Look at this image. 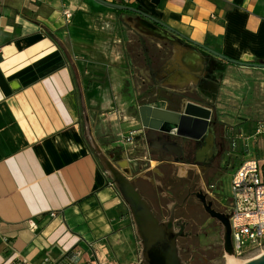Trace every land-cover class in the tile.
I'll return each instance as SVG.
<instances>
[{"label": "crops", "instance_id": "1", "mask_svg": "<svg viewBox=\"0 0 264 264\" xmlns=\"http://www.w3.org/2000/svg\"><path fill=\"white\" fill-rule=\"evenodd\" d=\"M106 1L135 7L191 40H208L226 58L264 63V0ZM103 6L96 0H0V264L57 262L89 245L97 262L117 264L111 243L120 236L122 198L92 140L166 220L185 187L173 191V185L194 166L149 152L138 137L145 132L140 106L177 112L193 102L210 109L204 136L210 132L213 144L196 159L201 162L214 155L223 131L226 137L228 130L245 131L238 137L264 120V67L230 63L125 10L116 16L117 29L95 37L89 29L80 39L78 25L86 16L89 24L91 12ZM65 10L74 14L70 27ZM78 42L82 51L88 43L84 61L101 68L88 81L83 62L65 52ZM247 122L252 130L244 129ZM130 131L137 134L125 142Z\"/></svg>", "mask_w": 264, "mask_h": 264}, {"label": "water", "instance_id": "2", "mask_svg": "<svg viewBox=\"0 0 264 264\" xmlns=\"http://www.w3.org/2000/svg\"><path fill=\"white\" fill-rule=\"evenodd\" d=\"M108 7L117 10L130 11L148 18L155 24L160 25L168 31H171L179 37L185 39L192 45L206 50L208 53L215 55L226 61L243 66L264 67V63H253L245 61H236L221 55L218 51L197 41L191 40L184 35L178 33L170 26L155 19L139 9L109 2L106 0H96ZM139 115L142 127L146 130L143 133L145 140L150 143L149 152L160 151L164 154H175L180 156L182 153V145L175 140L167 139V135H176L188 137L192 139H200L208 132V126L211 117L210 109L187 102L180 111H170L167 109L142 105L139 107ZM92 146L98 156L99 161L103 165L105 171L111 177L112 183L117 188L122 200L129 208L132 221L135 226L136 235L141 245L140 263L141 264H185L180 256L177 239L182 236V231H175L173 228V210L168 219L159 220L149 203L139 191L135 188L130 178L125 172L113 163L107 157L99 146L92 140ZM200 200L205 204L204 195H198ZM173 207V205H172ZM205 210L208 214L218 220L223 231V250L227 255L233 254V246L231 240V227L229 214L211 209L205 204ZM244 264H264V253L250 259Z\"/></svg>", "mask_w": 264, "mask_h": 264}, {"label": "rangeland", "instance_id": "3", "mask_svg": "<svg viewBox=\"0 0 264 264\" xmlns=\"http://www.w3.org/2000/svg\"><path fill=\"white\" fill-rule=\"evenodd\" d=\"M123 14L125 13L116 15L114 9L105 6L100 10L92 11V19L90 23L88 24L86 16V18L84 17L83 19L85 24L78 25L84 30V32L79 34L80 39L88 38L89 29L91 30L93 37H95L97 33H103L105 31L109 32L113 29H117L118 24L116 23V16L121 17ZM73 17L74 14L69 18V27ZM67 38L69 39L68 35ZM99 43L103 42L100 41ZM83 44V50L85 51V47L88 43L84 42ZM79 46L80 43L78 42V46L75 50L72 51L68 48L65 52L67 58H70L71 55L72 57L77 56L79 59L75 60L76 63L79 64V62H83L80 69L86 71L87 74L83 77L85 81H88L90 75L99 73L101 68L87 64L83 59L85 56L83 54L84 51L79 50ZM94 52L98 53V51ZM100 56L102 57V54ZM82 105V99L80 97L78 106L81 117L83 116ZM229 120L230 119L227 121L228 123L230 122ZM253 127V122H247L244 129L252 130ZM240 132L244 133L245 131L228 130L229 135L227 134V140L224 142L223 149L221 148L220 150V146L217 144L216 154L212 156L214 159V161H212L214 168H210V164L206 165L200 163V165L198 164L195 166L194 164H191L192 161H184L185 164L188 163L195 166L192 168L193 170H189V178H198L200 180L199 183L206 190L207 188L204 186L205 183L214 184V191H210V194L217 198L219 203L217 205L220 210L223 211L230 206V200L228 197L230 179L236 168L246 159H264V134L255 138L245 139V137L251 136L254 133V131H247L244 135L235 137L236 133ZM233 142L235 145H233ZM204 171L208 172L204 175ZM195 210L197 213L198 224L190 238L179 241L181 258L185 264H226L227 259L223 250V231L221 224L217 219L212 218L208 213L199 208L195 207ZM120 211L121 214L119 216L122 220L119 223V232L116 231L120 236L111 243L113 247H111L112 257H110V259L116 261L117 264H134L140 259L141 245L136 235L135 226L129 208L123 200Z\"/></svg>", "mask_w": 264, "mask_h": 264}, {"label": "built area", "instance_id": "4", "mask_svg": "<svg viewBox=\"0 0 264 264\" xmlns=\"http://www.w3.org/2000/svg\"><path fill=\"white\" fill-rule=\"evenodd\" d=\"M64 15L68 20L71 17L70 10H65ZM141 133L138 137L142 136L147 143ZM136 134V131H130L123 136V140L133 142ZM262 134H264V121H259L254 133L245 139ZM228 197L230 206L224 210V213L229 214L233 246L231 256L244 263L264 253V159H246L236 168L230 179ZM50 215L55 216V213L51 212ZM226 256L228 255L225 254ZM82 259L89 264H100L97 262L99 258L93 245L87 246L86 249L74 247L59 261L51 262L46 259L43 264H76ZM7 264H19V262L13 261ZM134 264H141L140 259Z\"/></svg>", "mask_w": 264, "mask_h": 264}, {"label": "flooded vegetation", "instance_id": "5", "mask_svg": "<svg viewBox=\"0 0 264 264\" xmlns=\"http://www.w3.org/2000/svg\"><path fill=\"white\" fill-rule=\"evenodd\" d=\"M166 137L167 139L175 140L177 143L182 145L181 155L176 156L175 154H164V153H160V151H158L157 149L156 151L152 152L154 155L161 156V157H164L166 155L171 156L174 159H176L178 162H182V163H185L184 161H192L191 164H194L195 166L198 164L200 165V163L206 164V165L210 164L209 167L214 168L212 164V161H214V159L212 158V156L210 158L208 157L209 159L206 158V160L202 162L196 160L197 159V149H199L200 147L206 144V136L201 137L200 139H192L188 137L176 136L174 134L173 135L171 134V135H167ZM148 146L150 148L149 142H148ZM219 146H220V150L221 148L223 149L224 143L220 141ZM215 154L216 152L214 153V155ZM207 172L208 171H204L203 174L205 175ZM199 181L200 180L198 178L196 177L189 178V175H187V177L183 181H180V182L177 181L176 184L173 185V188H172V190L175 191V189L178 188V185H180V183L184 184L183 186H185L183 188V191L180 194L178 193L175 194L174 203H172L173 207L172 205H170V207L167 210L168 215L166 216V219H168V217L171 216V212L173 210V219H174L173 228L175 231H182L183 233L182 236L178 237L177 239L178 246H179L180 240H186L192 236L198 224L197 213H196L195 207L208 213L205 210V204L209 205L210 203L211 209L224 212L223 210H220L219 206L217 205L219 204L217 201V198L210 196L207 192V191H214L215 186L212 188L210 187L211 185H214V184L205 183L204 186L207 188L206 190L199 183ZM198 195H204L205 204L200 200ZM180 249L181 247L179 246V252H180Z\"/></svg>", "mask_w": 264, "mask_h": 264}, {"label": "bare ground", "instance_id": "6", "mask_svg": "<svg viewBox=\"0 0 264 264\" xmlns=\"http://www.w3.org/2000/svg\"><path fill=\"white\" fill-rule=\"evenodd\" d=\"M182 58H183V55H182ZM212 144H213V136L209 132L207 134L206 144L200 147L197 151V158L201 159L207 152H209L210 148L212 147ZM121 165H126V162L125 161L121 162ZM184 173H185L184 167H180L179 174H184ZM226 259H227L226 264H244L245 263V262L243 263L242 261L237 260L231 255L226 256Z\"/></svg>", "mask_w": 264, "mask_h": 264}, {"label": "trees", "instance_id": "7", "mask_svg": "<svg viewBox=\"0 0 264 264\" xmlns=\"http://www.w3.org/2000/svg\"><path fill=\"white\" fill-rule=\"evenodd\" d=\"M117 12L118 13H121V12H123V10H117ZM147 20H149L148 18H146ZM183 42H185L184 40H183ZM204 44L206 45V46H209L210 45V43H209V41L208 40H205V42H204ZM217 124L219 123V124H221V126L223 125L222 124V121L219 119H217V122H216ZM223 131V130H222ZM223 133H224V135L222 136V138L220 139L221 140V142H225V140H227L226 138V136H225V131H223Z\"/></svg>", "mask_w": 264, "mask_h": 264}]
</instances>
